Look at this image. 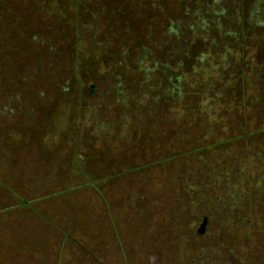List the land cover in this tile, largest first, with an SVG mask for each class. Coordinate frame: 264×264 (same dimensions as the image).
Masks as SVG:
<instances>
[{
	"label": "rangeland",
	"instance_id": "1",
	"mask_svg": "<svg viewBox=\"0 0 264 264\" xmlns=\"http://www.w3.org/2000/svg\"><path fill=\"white\" fill-rule=\"evenodd\" d=\"M0 264H264V0H0Z\"/></svg>",
	"mask_w": 264,
	"mask_h": 264
},
{
	"label": "water",
	"instance_id": "2",
	"mask_svg": "<svg viewBox=\"0 0 264 264\" xmlns=\"http://www.w3.org/2000/svg\"><path fill=\"white\" fill-rule=\"evenodd\" d=\"M205 220H206V219H203V222H202V224H201V227H203V226L205 225Z\"/></svg>",
	"mask_w": 264,
	"mask_h": 264
},
{
	"label": "flooded vegetation",
	"instance_id": "3",
	"mask_svg": "<svg viewBox=\"0 0 264 264\" xmlns=\"http://www.w3.org/2000/svg\"><path fill=\"white\" fill-rule=\"evenodd\" d=\"M204 219H206V218H204Z\"/></svg>",
	"mask_w": 264,
	"mask_h": 264
}]
</instances>
